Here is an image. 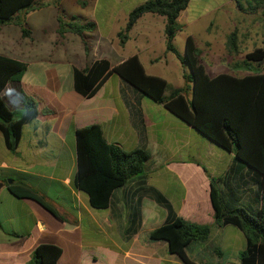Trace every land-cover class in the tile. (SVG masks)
<instances>
[{
  "label": "crops",
  "instance_id": "1",
  "mask_svg": "<svg viewBox=\"0 0 264 264\" xmlns=\"http://www.w3.org/2000/svg\"><path fill=\"white\" fill-rule=\"evenodd\" d=\"M61 3L62 0H59L58 5L64 14ZM89 4L93 10L95 0H88L85 7H79L83 10ZM114 5L115 1L112 6L101 7L98 11L106 20L114 19ZM47 7L54 9L55 19L56 8L51 4L33 11ZM131 9L122 13L124 22ZM143 14L148 15H141L128 35L138 37L140 42L149 46L157 42L164 46L163 16L149 12ZM84 17L94 19L93 15ZM12 25L18 28L16 24L7 23L0 30ZM19 37L25 38L20 30ZM27 38H31L30 34ZM17 45H8L0 40V55L6 56V52L14 51L16 55L20 52ZM161 53L165 64L168 54L164 47ZM136 55L144 72L156 75L148 72L139 55ZM158 60H161L160 55L152 57L150 62ZM21 61L26 64V69L20 80L7 82L0 91V97L11 110L4 95L11 93L12 83H16L21 106L25 98L24 89L36 97L37 114L22 124L14 151L7 149L0 132V264H25L32 249L39 243L60 247L56 264H163L164 261L183 264L175 254L168 253L164 241L158 247V241L147 240V235H140L157 227L141 230L147 211L162 207L166 212L164 220L166 218V208L156 200V193L166 199L176 216L196 224H209L210 229L214 226L218 237L224 229L227 232L225 241L243 240L244 246V237L234 226L214 224L209 199L208 177L224 173L232 164L231 152L113 72L92 96L83 97L72 87L73 65L67 63L64 69L61 60ZM109 64L110 67L114 65ZM92 123L100 126L107 142L123 150L140 148L148 153L143 173L130 177L122 186L113 189L104 209L90 207L86 194L72 183L75 171L73 132ZM11 181L32 188L61 218L30 198L11 194L6 187ZM99 234L113 251L99 253L93 250L94 241L91 243L86 237L93 238ZM214 239L215 236L188 247L195 252L194 260L198 264H231L219 261L222 255L219 243L206 245L212 251L211 259L215 255L216 260L210 263L204 258L205 244ZM188 248L186 255L192 260ZM234 264H238V260Z\"/></svg>",
  "mask_w": 264,
  "mask_h": 264
},
{
  "label": "trees",
  "instance_id": "2",
  "mask_svg": "<svg viewBox=\"0 0 264 264\" xmlns=\"http://www.w3.org/2000/svg\"><path fill=\"white\" fill-rule=\"evenodd\" d=\"M59 0H0V27L16 24L22 37L30 30L23 26L29 11L51 4L56 8L55 32L77 35L85 55L88 45L85 33L95 28L92 20L70 15L66 20ZM85 7L88 0H74ZM241 11L264 6V0H231ZM242 1L246 6H242ZM188 0H144L127 14L122 29L116 32L123 45L128 32L143 13L163 16L164 51L173 54L187 71L182 73L183 84L171 88L167 81L146 74L136 54L110 67L105 58L93 59L81 68L72 67V87L83 97L92 96L107 76L113 72L136 90L160 103L174 116L233 154L232 164L219 176H209V199L213 222L217 226L231 225L244 237V246L237 253L238 264H264V47L255 46L242 59L229 64L231 70L242 75L220 72L210 76L200 61V50L193 38H184L183 53L172 43L180 29L177 17ZM225 49L238 53L234 30L225 37ZM156 60V59H153ZM26 64L21 60L0 55V91L9 81L20 80ZM167 91V93H166ZM37 114L35 101L24 98L17 118L0 97V132L8 150L14 151L22 124ZM75 171L72 183L84 192L90 207L104 209L113 189L122 186L130 177L142 174L148 153L140 148L123 150L107 142L100 126L92 123L74 129ZM16 197L36 201L57 218H61L35 191L20 182L6 184ZM156 200L167 211L162 224L151 229L147 237L164 241L168 253L175 254L183 264H196L186 255L191 244L208 240L210 226L196 224L176 216L166 199L156 193ZM60 247L39 243L31 251L25 264H56Z\"/></svg>",
  "mask_w": 264,
  "mask_h": 264
},
{
  "label": "rangeland",
  "instance_id": "3",
  "mask_svg": "<svg viewBox=\"0 0 264 264\" xmlns=\"http://www.w3.org/2000/svg\"><path fill=\"white\" fill-rule=\"evenodd\" d=\"M113 1H115V18L106 20L103 13L98 11V9L108 5L112 6ZM143 1L95 0L93 10L91 4L88 5V8L81 10L73 0H62L61 7L64 9L66 20H70V15H75L81 20L80 22L88 19L84 16H89V18L92 15L94 16V19L91 20L95 23V29L85 33L88 45L87 55L84 54L81 41L77 35L65 33L63 36H59L56 34L54 30V9L52 7L27 13L23 26L30 30V39L27 37L20 38L18 28L12 25L5 26L0 30V40L8 43V45L13 44L15 46L18 43L17 46L20 52L16 53V55L15 51L12 53L6 52V56L24 61L36 59L61 60L64 62H62L64 69H66L65 66L67 67L68 64L79 68L91 60L101 57L106 58L109 63L115 65L122 58L137 53L148 72H153L157 76L164 78L171 88L180 86L183 84L182 73L187 71V67L180 65L170 52H167L168 58L164 64L161 53V49L164 47L163 43L157 42L154 46H149L146 43L140 42L137 39L138 37L135 38L131 34L128 35L129 37L124 45L118 43L116 32L122 29L124 25V20L121 17L122 13ZM242 6H246L244 1H242ZM142 15L146 17L148 14ZM177 20L181 27L173 37V45L178 52L183 53L184 38L186 35H190L200 50V61L208 74L225 72L242 75L245 73L244 71L231 70L229 64L235 60L242 59L243 55L255 46L264 47V6L257 7L252 11H241L234 6L231 0H188L184 10L180 11ZM232 30L235 31L237 36L238 53L236 54H230L224 45L226 34ZM159 55L161 56V60L153 63L150 62L152 57ZM262 66L264 69V63ZM17 88L18 85L12 83L13 93L11 92L7 96L4 95L5 101L14 112V118H17L22 108L20 98L16 94ZM23 93L25 94V98H31L37 102L36 97L29 94L26 90L23 89ZM165 213V209L162 207H158L155 211H147V219L143 223L141 230L143 231L146 228H152L161 224ZM210 230L208 239L214 236L215 239L211 243L205 244V248H207L204 258L210 260V263L215 261L216 256L213 255L211 259L212 251H210V247L208 246L219 243L222 248V255L219 261H228L231 264L236 263L237 251L243 246V240L225 241L224 237L227 235V232L224 229L220 231L219 237L218 231L214 226H211ZM140 235L146 236L147 234L141 232ZM86 239L91 240V243L94 241V251L99 253H104L105 250L113 251L110 248L111 245H108L106 239L100 234L93 238L88 236ZM160 243L164 242L158 241L156 245L159 247ZM188 249L192 260H194V250ZM170 257L176 259L175 256ZM195 262L198 264L196 260H194ZM163 264L171 263L164 261Z\"/></svg>",
  "mask_w": 264,
  "mask_h": 264
}]
</instances>
